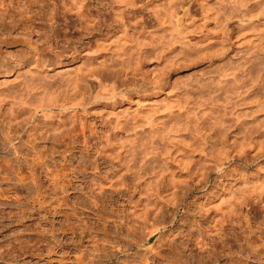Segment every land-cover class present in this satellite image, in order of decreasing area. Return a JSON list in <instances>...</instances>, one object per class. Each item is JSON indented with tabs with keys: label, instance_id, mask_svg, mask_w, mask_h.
I'll list each match as a JSON object with an SVG mask.
<instances>
[{
	"label": "bare ground",
	"instance_id": "obj_1",
	"mask_svg": "<svg viewBox=\"0 0 264 264\" xmlns=\"http://www.w3.org/2000/svg\"><path fill=\"white\" fill-rule=\"evenodd\" d=\"M38 1L25 0L23 11ZM58 1L46 37L62 30L59 18L84 45L0 39V143L28 169L2 156L0 185L14 173L13 184L32 183L39 200L43 175L62 194L80 178L73 187L153 258L163 256L162 237L172 244L181 235L171 223L184 206L192 229L181 236L196 254L216 262L227 245L235 254L224 238L241 228L254 234L239 252L264 257V234L256 235L264 222L254 228L242 214L264 212V0ZM24 12L4 11L0 24L46 34ZM80 138L73 166L67 152ZM55 153L63 162H51Z\"/></svg>",
	"mask_w": 264,
	"mask_h": 264
},
{
	"label": "rangeland",
	"instance_id": "obj_2",
	"mask_svg": "<svg viewBox=\"0 0 264 264\" xmlns=\"http://www.w3.org/2000/svg\"><path fill=\"white\" fill-rule=\"evenodd\" d=\"M24 2L25 0H21L20 3L18 0H0V14L2 15L4 11H9L10 13L17 12V10L18 13L20 11L24 12L23 10L26 7L23 5L21 6ZM57 2L59 3L58 0H39L34 5V11L32 13L24 12L25 14L28 13V15L34 14L35 23H33V26H43L46 30L44 31L46 34L39 33L40 31H38L39 34L37 31V34L35 32H23L20 24V27L18 26V28L16 27L12 29V31H9L8 27L2 23L3 25L0 24V39L21 37L32 43L37 42L39 45H51L54 48H59L63 45H84L88 39L84 38L78 41V38L75 37L76 35L72 33L73 31L69 28H65V23L59 18L55 25H58V27L60 26L62 32H58L51 40L46 37L50 34V29H52L49 23L46 22L47 13L56 10ZM16 12L13 14L15 15ZM17 16L19 17L18 14ZM65 37H73L71 38L73 40L66 42L64 40ZM132 78L129 77V83H131ZM2 118L3 115L1 112L0 119ZM0 129L2 131V127ZM1 131L0 135L2 137L0 136V141H4V134ZM86 134H89L88 130H86ZM21 135L22 139L26 136L25 133H20V136ZM82 139L83 138H80L77 141L79 147L72 150L74 155H71L69 150L67 152V155L70 156L67 158L66 162L69 164L71 162L73 166L77 164V157L84 147ZM95 139L96 136L90 135V142ZM16 140L18 141V139ZM16 140L15 142H17ZM49 140L48 142L47 140H39L38 148H41L44 144L48 148L49 146L51 147L54 143L51 141V138ZM2 143L3 142L0 143V159L2 156L9 155L11 160L13 159L12 164L15 167L21 164L23 168L25 167L24 169H27L26 162H24L22 156L16 158L15 154L9 151L7 146L3 147ZM60 148L61 151L64 150V146H60L59 150ZM55 158L56 159H52L51 162H61L62 160L60 153H55ZM2 175L5 176V173L2 172ZM214 176V174L211 176V182H213ZM10 177L11 181H3L0 185V264H79L77 258L80 256H84L85 263L83 264H169L170 261L176 262L175 264H204L205 261L206 264H264V257H255L252 255L253 253H248L249 250L246 249V251L239 252L240 243H242L243 247H246L244 235L249 234L248 231L243 232L241 228H236L235 232L228 234L227 237L224 238L227 244L231 246V251H235V254L228 255V245L224 251L227 255H224L222 258L220 257L216 262H213V258L209 259L207 253L202 255L196 254L195 250H191V242L188 243L186 237L181 236L185 234L186 229H192V227H189L190 221L192 220L190 219L191 217H189V219H185L184 217V211L186 210L185 206L176 216L177 218L174 223H171V227L175 228L181 235H178L179 237L177 236L172 244L166 242L162 237L161 242L164 243L165 247V251L162 254L163 256L161 258L158 256L153 258L152 253L146 250V246L138 247L134 245V240L131 236L126 234L125 229H120V231L116 233L114 226L117 222H113L116 218L111 214H103L101 210L98 212V206H93V199L87 196V194H84L85 191L74 188L80 183V178H73L74 187H70V189L66 191L67 193L62 194L59 190L54 191L43 175L42 190L44 188L47 190L43 192L45 197L43 199L39 198L40 201L42 200L41 203H43L40 205V203H37L39 200L35 196L38 189L36 190V187L32 183L22 186L18 184L14 185L13 183L17 181L16 175L13 173L10 174ZM14 190H16V192H14ZM205 190L207 189L205 188L195 192L194 195H201ZM193 199L194 196L189 197L186 199L185 204L188 203V201L191 202ZM65 200L68 205L63 202ZM242 214L247 215L250 219V224L253 225L254 228L260 224L261 227H263L264 212L258 207L255 209L252 206H248L243 209ZM98 215L107 217V222H105L103 218L98 220ZM103 223H105L106 226H104ZM71 226L75 227L74 232L73 229H70L72 228ZM253 234L254 233L249 235L253 236ZM259 234H264V228L262 232L259 230L256 232V235ZM128 241L131 243L130 246L126 244ZM152 242H156V238H154ZM97 243L100 244V249H95L93 247L97 245ZM117 243H120V246H116L118 245ZM258 243H260V241H258ZM103 248L105 249L103 250ZM200 256H202L201 260L199 259Z\"/></svg>",
	"mask_w": 264,
	"mask_h": 264
}]
</instances>
